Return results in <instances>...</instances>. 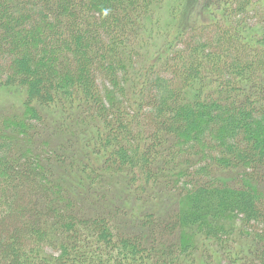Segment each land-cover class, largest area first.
Returning <instances> with one entry per match:
<instances>
[{"label":"trees","instance_id":"1","mask_svg":"<svg viewBox=\"0 0 264 264\" xmlns=\"http://www.w3.org/2000/svg\"><path fill=\"white\" fill-rule=\"evenodd\" d=\"M1 62L0 264H264V0H0Z\"/></svg>","mask_w":264,"mask_h":264},{"label":"rangeland","instance_id":"2","mask_svg":"<svg viewBox=\"0 0 264 264\" xmlns=\"http://www.w3.org/2000/svg\"><path fill=\"white\" fill-rule=\"evenodd\" d=\"M164 15H165V14H163V16H164ZM0 64H1V65H3V63H2V62H1Z\"/></svg>","mask_w":264,"mask_h":264}]
</instances>
